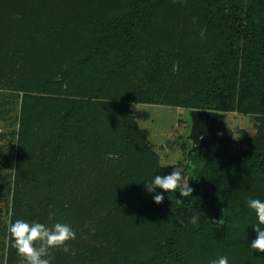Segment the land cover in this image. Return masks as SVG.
<instances>
[{
    "label": "trees",
    "instance_id": "1",
    "mask_svg": "<svg viewBox=\"0 0 264 264\" xmlns=\"http://www.w3.org/2000/svg\"><path fill=\"white\" fill-rule=\"evenodd\" d=\"M0 4V121L18 114L19 139L36 142L18 153L13 221L33 211L48 227H84L92 264H250L241 241L256 237L258 220L247 201H264V0ZM129 103L253 115L256 133L245 148L190 150L191 197L150 194L146 183L167 169Z\"/></svg>",
    "mask_w": 264,
    "mask_h": 264
},
{
    "label": "rangeland",
    "instance_id": "2",
    "mask_svg": "<svg viewBox=\"0 0 264 264\" xmlns=\"http://www.w3.org/2000/svg\"><path fill=\"white\" fill-rule=\"evenodd\" d=\"M0 6L2 5L0 4ZM0 11H2L1 7ZM157 41L163 42L160 38ZM6 52L8 55L4 58L5 60L12 56V47L7 48ZM128 107L129 114L134 118L138 128L145 132L143 141L146 142V146L149 145L153 153L157 155L158 165L165 167L167 174H170L174 169L185 172L184 163L188 153L198 147L195 139L191 138L194 129L192 110L159 103H129ZM221 115L222 118L218 121V125L222 126V129L217 130V136H223L226 144H238L245 148V139L255 136L256 117L239 113H221ZM18 130V114L11 120L0 121V264H25L24 258L18 254L13 246L14 242H12L13 240L8 232L9 225L14 222L12 185L17 173L18 153L25 142L32 141L27 138L26 141H21L20 137H18ZM199 141L203 142L202 148L207 149V140L203 134L200 135ZM32 143L36 142L32 141ZM26 146L28 147L29 145ZM26 151H24L25 154L27 153ZM182 182H186V179L184 178ZM30 212L23 216V220L33 223V219H36L33 216L39 213L34 212V214L32 211L30 215ZM52 214L54 212H51ZM30 217H33V219ZM84 230L86 229L83 227L79 230V233L76 232V238L70 244V247L75 250V254L71 252L64 254L59 248L52 249L55 259L51 264H92V259H98L96 256L91 259L89 254L85 256L89 251L86 253V248L83 247L84 240L87 241L90 238L89 235L83 234ZM245 239L247 241H241V243L243 246L249 247L248 245L251 246V242L255 238L253 240ZM95 243L93 241V245ZM95 245L98 249H100V245L103 247L101 243H96ZM246 252V255H252L250 261L252 264L261 260L264 261V253L250 248ZM100 256L103 255L100 254Z\"/></svg>",
    "mask_w": 264,
    "mask_h": 264
},
{
    "label": "clouds",
    "instance_id": "3",
    "mask_svg": "<svg viewBox=\"0 0 264 264\" xmlns=\"http://www.w3.org/2000/svg\"><path fill=\"white\" fill-rule=\"evenodd\" d=\"M173 4L180 3L183 5L186 0H172ZM19 19V16H17ZM198 18L193 17V23H197ZM206 28H201V39L206 38ZM183 181V175L180 170L174 169L168 175H156L153 179L146 183V190L148 193H155L156 189H162L164 192L177 193L179 192L182 198H189L192 196L193 188L189 186L188 181ZM156 204H161L164 201V195L157 193L153 197ZM171 199V195L169 196ZM184 199H176V204H182ZM247 205L250 209L255 211L258 224L253 225V230L256 233L255 239L251 242V249L264 253V201L259 199H249ZM225 210V209H224ZM224 210L219 219L210 221L211 225L217 228H222L225 225ZM51 215V214H50ZM199 216L194 215L189 220V223L198 227ZM8 232L14 242L18 254L24 258L25 264H51L55 259L52 249L59 248L64 253L75 254V250L69 245V241L76 238L75 231L68 225L62 223H55L52 227H48L43 223L33 222L29 223L22 219H17L8 227ZM210 264H229L227 256H220L218 259H213Z\"/></svg>",
    "mask_w": 264,
    "mask_h": 264
},
{
    "label": "water",
    "instance_id": "4",
    "mask_svg": "<svg viewBox=\"0 0 264 264\" xmlns=\"http://www.w3.org/2000/svg\"><path fill=\"white\" fill-rule=\"evenodd\" d=\"M191 115L194 119V129L191 138L195 139L198 147L193 150L203 147V142L199 141V137L203 134L207 140V146L212 143L226 144L223 136H217V130H221L222 126L218 125V121L222 118L221 113L213 111L192 110Z\"/></svg>",
    "mask_w": 264,
    "mask_h": 264
}]
</instances>
